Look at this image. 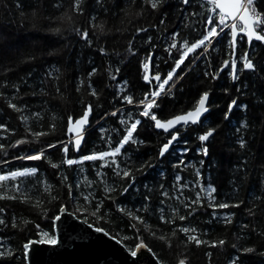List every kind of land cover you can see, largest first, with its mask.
Wrapping results in <instances>:
<instances>
[{
  "label": "snow or ice",
  "instance_id": "1",
  "mask_svg": "<svg viewBox=\"0 0 264 264\" xmlns=\"http://www.w3.org/2000/svg\"><path fill=\"white\" fill-rule=\"evenodd\" d=\"M42 2V0H41ZM137 0H130L127 6H121V0H70L66 5L65 0H51V8L53 12L44 16L50 25L46 31L53 36L61 37L63 33L70 32L79 37L88 48H94L95 43L100 42L101 37L118 38L129 34L125 52L131 56H136L139 46L134 42L137 38H141L143 43L154 47L153 36L147 35L146 39L141 34L149 33L150 29L159 33L161 31L167 33L166 21L171 15V9L175 8L179 13V18L184 21H192V23H185L181 31H173L167 38L166 46L161 45L162 51L166 53V59L163 63L169 64L166 73L161 75L159 64L156 65V71L152 72L153 65L152 53L150 52L144 59L139 61V68L141 75L139 77L143 84L147 87L143 91L141 97H136L134 94L135 85L129 87V81L124 79L115 86V91L112 93L113 101L106 103L104 97V90L113 87L112 81H117L118 75L121 72L120 67L113 68L112 64L100 68L93 66L87 73L88 77V94L93 98L92 102L82 103V114L75 120L71 115L67 117V127L65 135L67 139H55L44 143L38 149L32 148L30 150H23L22 152L14 153L9 159V152L11 149L19 148L21 145L40 144L42 138L53 136L57 132L56 123L47 125L44 130H35L30 121L43 120V115L40 110L33 111L30 105L20 104L17 101L22 100L21 88L31 91V94L40 95L35 90V87H42L44 78H41V85L30 86L28 77L33 75L29 72L20 78L19 83L8 80V73L13 69L7 66L10 62H14V53L18 51L13 49L5 43V38L0 36V76L4 77L3 82H0V101L6 104L7 109L19 114L18 119L23 125V135L21 138L15 139L12 142L7 141L8 136L0 137V201H17L21 203H29L33 197L29 194V189L25 187L26 182H31L30 178L36 177L39 170L38 166H24L21 168H9L13 161L21 162H39L44 161L56 172V179L59 181L61 187H67V195L69 200H75L77 203L82 199L87 202V205H93L90 216L95 217V221L105 220L107 211L101 213L105 200H110L116 211L122 215H126L130 220L137 221L140 224H146L143 213H150V202L152 201L153 187L151 182H155L160 191L162 199L158 200V220L162 225H175L176 220L185 221L194 216L195 213L202 208H205L204 200L206 199L207 208H211V221L222 224L226 229L232 226L237 215L236 212L220 213L224 209H241L244 205L247 209V215L253 219L261 216L264 219V188L260 190L254 189L251 196L252 204L249 205L243 199H233L224 202H217L216 188L213 186L205 187L203 184L197 182L196 186L199 191L195 193L194 198L184 195V189H188V184H182L181 176L178 172H173L174 183L171 188L175 191V195L170 194L165 187V182L161 181L159 177L164 174V167L166 162L172 170L181 168L185 164L184 157L187 156L191 150L188 147L179 149L178 145H187L188 141L181 139L182 133L192 129L195 126L196 139L199 142L197 155L207 158L210 155V148L216 136L220 134V125L213 124L205 127V121H211V109L215 105L214 100L210 101L213 95V89L208 87L218 79H221L220 73L225 69L228 71L225 76L229 77L232 84L235 85V92L237 94L249 95L255 98L254 102L249 105L245 103L238 104V97L230 99L227 104V110L223 112V121L231 123L230 115L235 117L237 112L243 111L246 115L243 123L235 128V133H240L237 137V143L240 150L252 151L253 145L256 142V130L259 129V134L264 136V64L254 61L249 57L247 50L241 49L240 68L238 70V61L236 58V51L238 45V37L241 44H247L249 48L253 47V42L264 44V0H176L175 4L172 0H140V8L135 13H132L131 6L135 5ZM41 4L32 0L28 6L25 0H11V5H5L6 13H11V17L5 16L8 24L18 23V27L23 26V20L27 19L33 29L38 27V20L40 18ZM88 13V26L81 29L74 21V17H83ZM145 12L152 16H157L158 20L155 23L149 22L147 26L144 24H137L136 21L141 20ZM54 13H59L55 15ZM111 13L113 17H123L127 20L128 27L117 28L113 31L112 28L107 27L106 19H98V14H103L105 17ZM135 19H128L133 16ZM123 22V20H122ZM199 26V30L197 29ZM184 30H188L184 33ZM227 30V31H226ZM91 31V36H90ZM195 32L196 35L189 39V35ZM246 37V40H245ZM226 42L227 56L229 58L222 59L219 67L215 71H209L211 67L213 52H218L221 56L224 53V46ZM98 52L101 57L111 60L112 56L120 57L122 54L119 51L113 50L110 52L105 43H100ZM175 52V55L173 54ZM46 54L48 56L62 55L59 49L49 47ZM73 58V54H69ZM191 57V58H190ZM37 57L30 55L25 63H34ZM204 61V70L200 71V62ZM187 61V63H186ZM69 67L74 69V59ZM59 72V69L56 70ZM247 72L245 83L241 81L240 73ZM47 76L51 77L53 74L48 72ZM93 77L95 79L93 80ZM107 78V82H106ZM55 79H59L56 76ZM196 81L203 83L205 86L197 89V99L194 105L187 111L180 114L169 116L165 115L168 106L175 102L177 92L184 91V83L181 82ZM95 85V86H94ZM84 87V80L80 79L78 86L74 84V91L80 93ZM218 88H223L225 94L229 92V87L226 84L216 85ZM251 87V92L249 89ZM243 90V91H242ZM61 92L60 88H56V93ZM46 95V93H45ZM64 97L61 95L60 97ZM43 106L44 100L41 99ZM120 106H116V105ZM94 105L97 109H103L101 120H107L109 117L115 118L113 121L117 127L112 128L111 132L116 133L119 137L118 142L113 146V137L108 135L107 138L103 133L109 130L100 127V140L107 146V150L94 151L91 154L81 155L79 157L69 158V149L72 148L73 153H79L81 145L88 134V126L90 124L89 117L93 114ZM128 106H132L129 108ZM108 108L112 110L109 111ZM234 109L236 112H234ZM205 114H208L207 116ZM202 117L204 118L202 120ZM54 119V118H53ZM142 121L147 123V128H150L156 136L162 137L159 146L154 152L149 153L142 151L143 148L149 146V141L140 138L138 129L142 126ZM99 122V121H98ZM243 130V131H242ZM0 131L4 133L9 132L6 124L0 123ZM244 133H248L251 139H246ZM12 135H16L13 130ZM127 146V147H126ZM52 150H55L54 152ZM173 152L176 154L175 161H170L168 158L172 156ZM56 153L61 154V158L57 162H53V156ZM85 162H100L96 167L95 175L99 178V184L103 185L104 196L102 199H97L94 191L81 192L77 191L74 194V189L81 188V182L75 184L67 183L69 175L65 174L69 169L77 166L79 174L84 173L82 167ZM199 165L203 166L205 159L199 160ZM187 167V166H185ZM194 167V166H193ZM260 167L264 168V158L260 161ZM109 170V171H105ZM183 170V169H181ZM237 175L236 180L239 184L234 182V187L239 188L245 183V178L251 175L249 169V161L244 159L241 165L235 170ZM154 173V175H150ZM144 178L141 187H136L138 175ZM264 175V172L260 173ZM195 176L200 177V168H196ZM111 179V183H109ZM95 181L89 180L84 176L83 184L86 188L91 189ZM43 184L44 191L50 196V201L58 199L57 196L51 195L53 186L48 184L47 180H36L33 184ZM264 185V180L261 181ZM131 190V192H130ZM203 194V196H202ZM128 195H135L141 199L139 207L129 208L122 203H117L118 197H127ZM168 201L178 202V206L173 207ZM86 205V207H87ZM42 201L36 200L33 207H42ZM182 206V208H181ZM157 207L151 208V212L157 211ZM185 214H180L181 210ZM79 211V209H78ZM60 214L72 216L73 213H68L66 207L61 205L58 209ZM5 208L0 207V231L8 229H17L22 231L23 227L29 220H22L17 223L12 220L10 223L8 219L3 218ZM55 214L52 218L53 226L57 221L61 220V215ZM85 216V212H79L77 219L80 223L86 225L88 229H93L97 234H102L109 240H114L117 245H121V239L111 235L109 230L101 226H95L90 223L87 218L80 219ZM135 228V224L131 225ZM39 228V225H36ZM249 224H241V230L249 229ZM253 232L257 229L253 226ZM177 232L183 233L185 236V246L195 245L199 248L202 245L208 248H224L228 245V240L225 238L214 239L212 241L201 239L200 230L193 226H183L171 228V236L175 237ZM259 234V233H258ZM39 239L28 240L23 243L19 249V256L17 252L11 248L5 249L0 244V264H15V259H20L23 264H31L30 252H34V245H47L55 247L60 243L58 236L53 231H41L38 233ZM156 236V232L152 233ZM207 236V233H203ZM129 237L124 236L127 240ZM158 239L164 243L168 248H172L170 239L167 233H161ZM231 247L236 249L237 254L230 260L229 264H245L242 257L248 255H258L264 257V250L257 251L255 247H237L236 243L231 244ZM145 250L152 253V257L156 264H164V261L157 257L156 253L152 252L142 240L136 243L135 248L129 250L131 257H137V254ZM205 256L212 257V252H205ZM189 257L182 255L177 260V264H189Z\"/></svg>",
  "mask_w": 264,
  "mask_h": 264
},
{
  "label": "trees",
  "instance_id": "2",
  "mask_svg": "<svg viewBox=\"0 0 264 264\" xmlns=\"http://www.w3.org/2000/svg\"><path fill=\"white\" fill-rule=\"evenodd\" d=\"M69 2L70 0H65L66 5ZM175 2L176 0H172L173 4H175ZM31 3L32 0H25L26 6ZM36 3L41 4L40 18L38 20V27L33 29L27 19L23 20L22 27L17 26L20 22L19 20L17 23L9 25L5 16L7 15L8 17H11V13H6L5 5L7 4L10 6L11 0H0V36L5 38L7 46L18 50L14 53V62H10L7 65L13 69L12 72L8 73L9 81L19 83L21 77L31 72L33 75L28 77L29 85L38 86L41 85V78H44L42 87H35L36 92L40 93V95L34 96L31 94L30 90L26 93V90L22 87L21 95L23 96V99L17 102L30 105L33 111H41L44 117L43 120L39 121V123L36 121H30L35 130H41V126L46 130L47 125L54 122L57 125V132L53 136L42 138L40 144H26L21 145L19 148L11 149L9 152V159H11V156L14 153L22 152L23 150H30L32 148L38 149L44 143L55 139H67V136L65 135L67 117L71 115L75 120L82 114L81 102L88 103L93 101V98L89 96L87 89V84L89 82L87 73L93 66L100 68L101 66L106 67L108 64H112L113 68L117 66L121 68L117 81L111 82L113 87L104 90L106 103H114L112 93L115 91V86L124 79L129 81L130 88L133 84L135 85L134 94L136 97H141L147 86L139 79L142 74L139 68V61L144 59L151 52L153 59L151 71L155 72L156 65L159 64L161 73H166L171 61H169L168 64L163 63V60L167 57L166 53L162 51L161 45L166 46L167 38L170 36L171 32L181 31L185 23H192V21L181 20L179 18V13L176 12L175 8H172L171 15L166 21L167 33L163 31L157 33L150 29L149 33L141 34L145 39L147 35L153 36L154 47L143 43L141 38H137L134 44L139 46V50L137 51L136 56H131L125 52L127 40L129 38L128 33L118 38H113L112 36L101 37L100 42L95 43L94 48L91 49L88 48L83 41H80L79 37L70 32L63 33L61 37L51 35L46 29L49 26L54 27L56 25H50L49 21L43 18L50 12H53L50 6L51 0H42V2L41 0H36ZM129 4L130 0H121V6H127ZM140 6V0H137L136 4L131 6L132 13L138 11ZM54 14L58 15L59 13ZM73 19L81 29L88 26L89 16L87 12L85 13V16L74 17ZM98 19H106L107 27L112 28L113 31L117 28L128 27L126 19H123V17H113L111 13H109L107 17L103 14H98ZM128 19H135V17L133 15ZM157 20V16H152L148 12H145L144 17L141 20L136 21V23L147 26L149 22L155 23ZM197 29L199 30L198 25ZM187 32L188 30H184V33L182 34ZM195 35L196 33L193 32L188 38L191 39L192 36ZM100 43H105L110 52L116 50L122 55L120 57L113 55L111 60L101 57L98 52ZM50 46L59 49L62 55L48 56L46 52ZM241 49L248 50L250 58L264 64V44L253 42V47L248 49L247 44H241L238 38L236 51L238 70L240 68ZM223 50L225 53L223 56L218 52H213L212 55L215 59L212 60L211 67L208 68L209 71H215L219 67L222 59L229 58L227 56L226 42ZM70 53L73 54V58H70ZM173 54L175 55V52ZM30 55H35L37 57L36 61L34 63H25ZM73 59L75 63L74 69L69 67V64L73 62ZM57 69H59V72L56 71ZM199 70H204L203 59L200 62ZM0 71H2V69H0ZM48 72H51L53 75L51 77L47 76L46 74ZM225 73L226 72L221 73V79L207 85L213 89V95L210 97V100H214L215 105H218V107L214 106L211 109L213 114L211 124L220 125V134H218L216 139L212 142V147L209 150L210 155L207 158L198 156L197 150L199 145L196 142H194L195 144L190 142L187 145L180 144L178 146L179 149H183L184 147L191 149L187 156L183 158L185 164L182 165L181 168L172 170L166 162L164 174L159 177V179L165 182V187L169 190L170 194L175 195V191L171 188V184L175 182L173 176V172L175 171L181 176L180 183L189 185L188 189H184L185 196L194 198L195 193L199 191V188L196 186L197 182H199L205 187L213 186L216 188V193L214 195L216 196L217 202L243 199L247 204L251 205V196L254 193V189L260 190L264 188V185L261 184V181L264 180V175L260 174L261 172H264V168L260 167V161L264 158V136L260 135L259 129H257L256 142L253 145L252 151L248 152L239 149L237 137L240 133H235L234 130L243 123L246 114L241 111L237 112L235 117L230 115L231 123L229 124L228 122L223 121V112L227 110V104L230 99L234 97H238V104L245 103L249 105L254 102L255 98L252 97L251 94H237L235 92V85L232 84L229 77L225 76ZM56 76H59L58 80L55 79ZM240 76L241 81L251 85V81L245 80V77L248 76L247 72L240 73ZM80 79L84 80V87L81 89L80 93H76L74 91V84L78 86ZM94 79L95 77H93V80ZM3 80L4 77L0 76V82H3ZM181 83H184V91L177 92L175 102L170 104L165 111L166 116L179 114L189 110L197 99V89L205 86L203 83L196 81H189L187 83L182 81ZM218 84H226L229 87V92L225 94L223 88L216 87ZM57 87L61 90L59 94L56 93ZM250 92L251 87L249 89V93ZM61 95L64 97L63 99L60 98ZM41 99L44 100L43 106L40 103ZM116 106L120 105L117 104ZM128 107L131 108L132 106ZM108 110L111 111L112 109L108 108ZM102 111L103 109H97L94 105L93 114L89 117L90 130L86 135L83 147L79 154H75L70 146L69 158L91 154L94 151L98 152L101 150H107V146L99 138L101 135L99 131L101 125L109 130L108 132L103 133L105 138H107L108 135H112L113 146L116 145L119 137L116 133L111 132L112 128L117 127L113 122L115 118L109 117L107 120H101L100 117ZM234 112H236L235 109ZM18 115L19 114L13 112L11 109H7L6 104H4L3 101H0V123L6 124L9 128L8 133L0 131V137L5 135L8 136V140L2 142H12L15 139L21 138L23 135V125L19 121ZM13 130L16 132V135L11 134ZM138 135L140 138L146 139L150 142L147 148L142 149V151L149 153L154 152L162 140V137L156 136L150 128H147V123L143 121L141 128L138 129ZM244 135L246 139H251V136L248 133H244ZM186 139L187 138L183 137V140ZM52 151L54 152L55 150ZM60 158L61 154L56 153L53 156V162H57ZM168 159L170 161H175V152H173L172 156ZM200 159H205L203 166H200L198 163ZM244 159L249 161L251 175L245 178V183L243 185L236 188L234 187V182L239 184V181L236 180L239 173L235 170L241 165ZM99 163L100 162H96V164L93 165L92 162H85L82 166L84 168V173L82 175L76 170L77 166H74L73 169H69L65 173L69 175L67 183L75 184L78 181L81 182V188L79 190L74 189V194L77 191H94L97 199L103 198V185L99 184V178L95 175L96 167ZM24 166H38L39 168L36 177L30 178L31 182H26L25 185V187L29 189V194L33 199L29 203H21L19 200L0 201V207L5 208L3 218L8 219L9 223L12 220H15L17 223H20L22 220L31 221V223H28L23 227L22 231L11 229L10 227L0 231V244H2L5 249H13L17 252L18 256L20 246L28 240L39 239L38 233L41 231H49L50 234L53 231L55 232L52 218L55 214H60L58 209L61 205H64L66 211L73 213L76 217L79 215V212H85V216L80 217V219L87 218L89 222L94 223L95 226H101L106 230H109L111 235L121 239L122 244L128 250L134 249L136 243H139L142 240L152 249V252L156 253L159 259L164 261V264H177L178 258L182 255H187L190 258L189 264H229L230 260L237 254L236 249L231 247V244L233 243H236L237 247H255L257 251L264 250V219H262L261 216H258L255 219L249 217L244 205H242L241 209L220 210L221 214L224 212L237 213L234 224L227 229L220 223L210 222L212 219L210 215L212 209L206 207V199L204 200L205 208L199 209L195 215L189 219L185 221L177 219L176 224L171 226L162 225L157 218L159 215L157 205L158 200L163 197L160 196L161 190L153 181L150 183V186L153 187V192L151 193L152 201L150 202V213L142 214L146 224L132 221L126 215L117 212L110 200L104 201L101 213H98V215H100L110 209V211H107L106 219L97 223L95 217L89 215L95 201H93V205H87V202H84L82 199L79 203L75 200H69L67 187H61L59 181L56 179L57 170L52 169L50 165L44 161H13L8 167L22 169ZM196 168H200L201 176L199 178L195 176ZM150 175H154V173ZM84 176H87L89 180L95 181L91 189L84 186ZM36 180H47L48 184L53 186L51 195L57 196L58 199L49 202L50 196L44 191L45 186L43 184H36L35 187H33ZM142 182H144V178L138 175L136 187H141ZM109 183H111V179H109ZM36 200H41L43 206L33 207ZM116 202L122 203L129 208H134L140 206L141 199L135 195H128L127 197H118ZM168 203L173 207L178 206V202L175 201H168ZM153 207H157V211L151 212V208ZM180 214H185L183 209ZM245 223L250 225L249 229L241 230L240 225ZM133 224H135V228L131 226ZM36 225H39V228H37ZM183 226L197 227L198 230H200L201 239L212 241L214 239L225 238L229 243L224 248H208L203 245L197 248L195 245L191 244L186 247L185 243H183L186 239L183 233L177 232L175 237L171 236V228ZM253 226L257 229L256 232L251 230ZM153 232H156L157 235L153 236ZM162 232L168 234V238L172 244L171 249H168L164 243L158 239V236ZM203 233H207L208 235L205 236ZM124 236H128L129 238L124 240ZM207 251L212 252L210 262L209 258L205 256V252ZM242 259L245 264H264V257L255 254L244 256ZM14 260L15 264H23V261L20 259L14 258Z\"/></svg>",
  "mask_w": 264,
  "mask_h": 264
},
{
  "label": "water",
  "instance_id": "3",
  "mask_svg": "<svg viewBox=\"0 0 264 264\" xmlns=\"http://www.w3.org/2000/svg\"><path fill=\"white\" fill-rule=\"evenodd\" d=\"M60 215L61 220L55 224L60 243L55 247L34 245V252H30L31 264H156L152 253L141 250L137 257H131L122 243L117 245L114 240L88 229L74 214Z\"/></svg>",
  "mask_w": 264,
  "mask_h": 264
},
{
  "label": "flooded vegetation",
  "instance_id": "4",
  "mask_svg": "<svg viewBox=\"0 0 264 264\" xmlns=\"http://www.w3.org/2000/svg\"><path fill=\"white\" fill-rule=\"evenodd\" d=\"M227 31V30H226ZM239 38V37H238ZM245 40H246V37H245ZM247 47H248V49H249V46L247 45ZM248 51V50H247ZM236 58H237V54H236ZM238 61V60H237ZM228 70L227 69H225V71L224 72H227ZM165 73H161V75H162V78H163V75H164ZM220 75H221V73H220ZM211 101V100H210ZM212 112V111H211ZM180 114V113H179ZM208 115V114H207ZM206 115V116H207ZM170 117V116H169ZM204 119V118H203ZM202 119V120H203ZM212 120V119H211ZM211 122L212 121H205V127H208V126H211L212 124H211ZM195 128V126H192V129H194ZM192 129H189L188 131H186V132H184V133H182V136H181V139H183V137L184 138H187L186 140L188 141V143L190 142V143H192V144H195L194 142H196L198 145H199V142L197 141V139H196V136H197V133H196V131H194V130H192ZM179 146V145H178Z\"/></svg>",
  "mask_w": 264,
  "mask_h": 264
}]
</instances>
